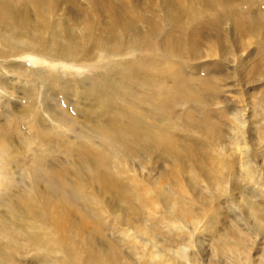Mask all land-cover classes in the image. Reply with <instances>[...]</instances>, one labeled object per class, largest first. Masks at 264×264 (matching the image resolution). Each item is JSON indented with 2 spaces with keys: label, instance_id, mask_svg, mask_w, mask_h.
<instances>
[{
  "label": "bare ground",
  "instance_id": "bare-ground-1",
  "mask_svg": "<svg viewBox=\"0 0 264 264\" xmlns=\"http://www.w3.org/2000/svg\"><path fill=\"white\" fill-rule=\"evenodd\" d=\"M251 12L255 14L249 15ZM243 13L251 17V26H246ZM225 25L237 31L233 39ZM244 42L258 46L254 53L259 70L264 60V0H0V70L30 77L27 80L35 91L45 92L49 101L60 102L61 98L70 103L74 97L84 106L75 107L82 113L81 127H65L61 119L52 122L50 116H44V120L38 97L28 96L27 112L32 118L22 123L28 132L20 129L21 123L15 125L10 113L7 123L0 124V162L7 174L0 182V264H21V257L33 251L47 264H120L119 255H109L100 248L101 242L96 244L90 237L76 247L58 240L49 226L48 206L50 201L59 202L64 212L79 210L84 217L99 221L105 218L104 210L113 226L140 220L141 213L135 212L148 193H143L144 198L135 197L128 189L146 187L148 178L140 181L139 176L151 163L169 168L161 179L174 177L179 194L160 192L166 213H171L164 217L156 211L162 209L159 198L155 203L149 197L152 205L146 216L163 218L167 228L160 235L141 228L146 237L143 250L150 251V256L139 264H202L195 256L197 251H189L199 229L215 234L221 200L230 202L238 213L235 226L233 223L234 227L207 244L208 264H264V250L258 260L252 253L259 236H264V210L252 203L254 195H245L240 207L231 197L232 187L240 191L255 181L259 168L252 157L260 154L264 169V139H255L248 132L246 110L230 117L228 141L239 154L242 173V180H237L235 161L230 164L226 148H217L222 141L220 130L208 112L212 106L224 111L230 105L228 96H222L230 88L224 85L230 78H215L208 74L209 68L220 71L221 63L214 62L218 58L238 61ZM29 57L47 68L30 70L23 63ZM204 61L209 65L203 64L205 74L191 77L192 71L200 69L196 64ZM48 65L57 69L50 70ZM58 65L67 72L70 65L91 67L92 75L79 79L84 73L74 77L61 72ZM231 77L238 80L239 76ZM245 79L259 84L264 77ZM3 84L0 82V87ZM32 85L24 88L22 84V88L27 93ZM255 104L253 111L256 106L263 111L264 95ZM16 136L21 139L18 144L14 143ZM188 137L205 139L213 151L196 156L195 142ZM183 139L189 149L179 143ZM67 142L68 148L64 147ZM62 147L67 148L63 154L73 159L68 169L74 179L47 163ZM187 151L190 171H185L181 158ZM193 157L204 158L198 161ZM169 158L171 163L166 162ZM108 168L116 181L112 186L103 171ZM183 174L189 176L188 183L184 184ZM209 180H214L210 191L201 185ZM154 184L159 190L158 182ZM17 187L16 200L4 196ZM198 188L202 194L197 193ZM105 194L112 203L109 214ZM187 194L195 197L189 199ZM121 211L129 217L117 215ZM63 223L59 221L58 226ZM201 243L206 240L200 238Z\"/></svg>",
  "mask_w": 264,
  "mask_h": 264
},
{
  "label": "rangeland",
  "instance_id": "rangeland-1",
  "mask_svg": "<svg viewBox=\"0 0 264 264\" xmlns=\"http://www.w3.org/2000/svg\"><path fill=\"white\" fill-rule=\"evenodd\" d=\"M260 1L263 2V0H260ZM236 3L243 4L242 2H239V1H237ZM257 4H258V2H257ZM244 12H246V11H244ZM252 14L254 15L255 12L249 13V15H252ZM241 16H242L243 21L245 22L246 26H248V27L251 26V17L247 16L245 13H243ZM224 28L231 32L229 34L232 36V39H233V37H235V34H237V31L233 32V28L230 27L229 25H225ZM225 29H223V30H225ZM206 31H209V30H206ZM206 31L204 32V35H205ZM211 31H214V30H211ZM214 33L216 34L215 31H214ZM207 34L212 35L213 33L208 32ZM243 44H244V46L240 50L241 53L238 55L240 57V58H238V61H236L234 59L236 62L230 63V62H225L220 58L215 59L214 62H218V63L220 62L221 63L220 64L221 67L219 69L220 71H216V70L209 68V72H208L209 75L214 76L215 78H222V79H225L226 77L230 78L229 80L225 81V83H224V85H226V87L230 86V88L226 92L222 93L223 98L228 96V100H226V101H227V103H230V105H227V107L225 108L224 111L223 110H217V109H219V108H217V106H212L211 108L208 109V112L212 116V121H213L214 125L216 127H218V129L220 130L219 136H220L222 141L220 143H218L217 148L221 151H223V149L226 148L224 152H225L226 157L229 160L230 164H231V162L235 161V169H236L235 172L237 170L239 171V172L237 171V178H236L237 180H240V178L242 180V175H241L242 173H240L241 167H240L239 154L237 151L233 152L234 147L229 145V141H228V138L230 137V134L232 133V129H231L232 121L230 120V117L232 118V115L235 112H241V110H243V109L246 110L245 114L247 115L246 117L248 118V121H249L248 132L252 133V135H254L255 139H259V138L264 139V110L261 111L259 108H257V106H256L254 111H253L254 108H252L253 106L256 105L255 104L256 100L260 96L264 95V79L259 81V84H251V83H249L250 81L245 79V76H248L249 78H255V77H257V76L259 77L261 75L264 77V70H263L264 69V67H263L264 66V60H262L260 62L259 70L260 69L261 70L260 71L257 70L258 69V67H257L258 58L255 57L254 52L255 51L257 52L256 48L258 46L256 44H252V43L248 44L245 42ZM23 63L25 65H27L30 68V70L39 69V68L40 69L47 68V64L42 63V62L41 63L37 62L35 59L30 58V57L28 59L26 58L25 60H23ZM204 63H205V61L201 62L199 64L198 63L196 64L200 69L192 71L190 73L191 77H193L194 79H197V78H199V76L201 77L205 74V69L203 67H204V65H206V66H209V65L204 64ZM58 66L61 69L60 70L61 72L70 73L74 77H75V75H78L81 72L84 73L79 77V79L92 75V68L91 67L85 66V67H82L81 69H77L75 66L70 65L69 66L70 71L67 72L66 69L64 68V66L63 67L60 65H58ZM48 67H49L48 69H50V70H54V69L56 70L57 69L53 65L52 66L48 65ZM198 67H196V68H198ZM202 69H204V70L201 71ZM5 73H6V71L0 70V80H1L0 82H2V83L4 82L3 87H0V124H3L5 122L7 123L6 117L8 116L7 114L10 113L11 117L14 118V122H16L15 125L17 123H21L20 129L23 132H25V134H26L28 131L25 129V127L22 123L25 122L24 119L27 120L28 118H30V119L32 118V115L28 114V112H27L28 108H29V104H28L29 100L28 99L33 98L36 95V98L38 97L36 100L37 101L39 100L40 104H41V109H42L44 120L50 116V118H51L50 120L52 122H55V121H58L61 119L60 121L65 127L72 126V125L74 127H71V128H78L79 129L81 127L80 123L82 121V119H81L82 113H77V111H75V107L84 108V106H82L83 102H79V101L75 100L74 97L72 99L73 101H71L70 103H68L66 100L63 101L61 98H60V102L59 101L56 102V100L49 101V98H48V96L45 95V92L41 93V92L35 91V88L32 85V83L30 84V82L27 80L30 77L18 76L17 74H14V73L13 74L9 73V75H8ZM1 75H2V77H1ZM232 75L239 76L237 78L238 80L235 79L236 77L232 78L231 77ZM4 78H9V80L6 81ZM243 79H245V80H243ZM17 80H18V82H17ZM249 80H251V79H249ZM22 84H23L24 88H25V86L30 87V85H32L33 88L28 90L26 93L25 89L22 88ZM9 93L12 95L10 96ZM32 93H33V95H32ZM8 94H9V98H8ZM28 96H30V98H27ZM223 98L221 101H223ZM37 101H36V103H37ZM4 102H8L9 106L5 107ZM42 103H43V105H42ZM45 107H48V108L46 109ZM221 107H223V106H221ZM47 110L49 111L48 112L49 115L47 113ZM7 111H9V112H7ZM192 111L195 114H197V108H193ZM44 113H46V114H44ZM69 113H70V115H69ZM229 114H230V116H229ZM44 116H47V118L46 117L44 118ZM68 116H71V117H68ZM8 117H10V116H8ZM188 138L191 139L192 141H194L192 137H188ZM20 141H21L20 137L16 136L14 139V143L18 144ZM182 142L184 143V145H186L183 148L189 149V147H188L189 145H188L187 141L185 139H183V141H180L179 143L181 144ZM194 142H195L194 148L197 150V151L194 150V152L196 153V156L201 155V154H205L207 151H210V152L213 151L212 147L209 146V144L207 143V141L205 139H198L197 141H194ZM64 147L68 148V142ZM64 147L57 148L58 150L53 155H51L50 158H47V163H49V165H52L53 167H56L59 170L63 171L66 175V178L74 179V175H73L72 171L68 169V166L73 161V159L70 157H67L63 154V152L67 149ZM54 150H56V149H54ZM250 150H251V146H250ZM258 156H259V159H257ZM168 157H171V156H168ZM190 157H191V155H190L189 151H187L183 155H181L182 161H183L185 167L187 168V169L185 168V171H188V169L190 171L192 169L191 168V162L189 161ZM202 158H204V157H193V159H196L198 161H200ZM252 158L250 160H252V162L259 168L258 174L255 177V181L248 183V184H245V186H243V188L240 191L236 190L234 187H232L233 191L231 192V197H233L235 199L236 207L237 206L240 207L242 202L245 200V195L246 196L254 195L255 197L252 199L253 202H252V200H251V202L254 205H257L259 208L264 210V169L262 168L263 160L261 159L260 154L257 155L256 157H252ZM150 159L153 161L152 158H150ZM241 159H242V157H241ZM254 160H255V162H254ZM166 162L171 163V158H169ZM161 164H163V163H161ZM163 167H164V164L162 167H159V166H156L154 163H151L149 165L148 169H145L144 171H142V169H141L142 173H140V171H138V173L141 174L139 176V180L143 181V178H145V177L148 178V180L145 182L147 184L146 187L140 186V188H139V187L133 186L132 188L128 189L129 192H131L135 197L142 195V197L144 198L143 193L144 194L148 193L145 196L143 204L140 206L139 210H137L135 212V213H141V214H138L139 217L141 216L140 220L130 221L129 224H127V222L121 221L120 219L117 218V220L121 221V222H119L116 226H113L112 221H111L112 218L109 219L108 215L104 212V210H103V214H104L105 218H103L102 220L99 221L98 219H93L90 217L92 219L91 220V219L81 215L79 210H74V209L70 208V211L64 212L59 208V205H58L59 202L50 201L49 206H48V208H49V211H48L49 226H50V228H52V232H53L54 236H56L58 238V240L63 242L65 245H68L70 247H76V246L84 245V243H81V242H85L86 238L90 237V238L96 240V244H100V242H101V244H103V245H100V248L102 250H107L106 253H108L109 255H111V254L119 255L120 264L146 263V261L148 260V257L150 256V251L144 252V250H143L145 248V246H143V244L146 242V240L144 238H146V237L141 234V228H149L150 230L154 231L158 235H160V233L165 231L167 228L166 224H164V222L162 220L163 218L161 219V218H159V216H158V218H154L153 216H151V217L146 216L147 215V212H146L147 207L148 206L150 207L152 205V202H151L149 197H151L152 201H155V203H158L157 198H159V200H160L159 205L161 206L162 209H157L156 211L163 214L162 216L164 217L165 215L171 216V213H166L163 200L160 196V192L166 191V192H170L173 195L175 194L176 196H178V194H179L177 187L174 185V181L176 180L174 177L169 176L170 178L167 179V181L161 179V177L166 176L169 173V171H168L169 168H167V170H165V168H163ZM149 169H150V171H149ZM15 170H16V168H15ZM103 171H105V177H106L107 182L111 186L114 185L116 183V181L114 179L113 173L112 174L110 173L109 168L103 169ZM261 172L263 175L261 174ZM20 174H21V172H18L17 176H19ZM6 176H7L6 169L4 168L3 163L0 162V182L1 183L4 182L3 180H4V178H6ZM183 178H184L183 179L184 184L188 183L190 181L189 176L186 174H183ZM120 181L121 180H119L118 183H121ZM156 181L158 182V185L160 186L159 190H157V187L154 184V182H156ZM168 182H171L173 185L169 184ZM123 185L127 186V187L130 186V184H128V185L123 184ZM201 185L203 187L209 188L208 191H210L214 187V180H209L207 182L202 181ZM18 190H19L18 187L13 188L12 190H9L6 193H4V196H6V197L10 196L12 199L16 200L17 199V193L19 192ZM21 192H22V190H21ZM88 192L90 193L89 190H88ZM149 192H151V194H149ZM197 193L202 194L203 192L200 190V188H198ZM96 196L99 199L101 198L99 195H96ZM105 196L107 197L105 208L109 214V212H111V210L113 209V208L111 209L112 203L109 202V195L105 194ZM186 196L189 199H192L193 197H195V196L190 195V194H187ZM42 200L47 201L45 198H42ZM229 203L230 202H228V201L227 202H225L223 200L220 201V207H221V209L219 210L220 217L218 219L216 217V219L214 221V224H215L214 227L215 228L213 227V233H215L216 235L215 234L212 235L211 233H209V231L201 233L203 231L200 229H199V232H197L194 235L195 241H194L193 245L191 246L189 253H192L191 251L196 250L197 255L195 254V256L199 259V261L202 260V264H208V262H209V246L207 244L211 245L213 240L216 237H218L217 234L224 232L226 228H228V227L231 228V227L235 226L234 219H236V217H237L236 214L238 212L235 209H233V207H231L229 205ZM151 212H154V211H151ZM128 213L135 216L134 213H130V212H128ZM117 215L122 216V217H124L126 215L127 217H129V215L125 211L118 212ZM112 217H114V216H112ZM241 218H243L242 220L245 219L244 214H242ZM59 221L64 222L63 226H58ZM233 223H234V226H232ZM197 235H199L198 239H196ZM200 238L203 241L206 240V244H204V243L199 244ZM263 239H264V236L260 235L258 238V242L256 243V246L253 249L252 253L255 257V260H258L262 256V253L264 250V240ZM262 247H263V249H262ZM100 253L103 255L105 254L102 252H100ZM37 256H38V254L35 251L30 252L29 254H26L24 257H21L20 262H21V264H47L45 262H41V260ZM24 258H27V259L25 260ZM112 258H114V257H112ZM150 264H151V262H150Z\"/></svg>",
  "mask_w": 264,
  "mask_h": 264
}]
</instances>
